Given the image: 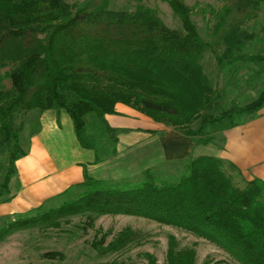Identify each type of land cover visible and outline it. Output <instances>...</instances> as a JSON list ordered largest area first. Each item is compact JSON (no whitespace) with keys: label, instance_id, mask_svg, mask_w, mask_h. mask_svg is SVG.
<instances>
[{"label":"trees","instance_id":"16d2710c","mask_svg":"<svg viewBox=\"0 0 264 264\" xmlns=\"http://www.w3.org/2000/svg\"><path fill=\"white\" fill-rule=\"evenodd\" d=\"M165 1L181 19V29L168 27L155 9L116 10L110 0L85 5L0 0V152L9 153L0 196L9 190L17 162L28 154L19 121L35 112L64 111L79 146L95 152L92 165L117 156L120 135L131 131L113 128L107 119L118 114V104L198 145L217 147H223L225 131L260 116L264 87L247 101L244 88L250 83L244 70L262 77L264 53L252 54L258 35L245 24L261 17L264 0L226 2L214 12L205 36L183 0ZM210 55L215 70H209ZM97 133L109 142L106 156ZM52 201L57 204L6 217L9 225L0 229V239L28 226H58L60 218L79 214L90 213L91 222L94 215L122 214L192 232L240 264H264V181L246 182L237 166L217 157L191 155L119 180L86 172L83 182ZM138 237L127 228L112 242L104 238L94 247L105 257ZM45 258L63 255L47 253ZM146 259L158 264L150 254ZM167 264H197V252L180 248L171 236Z\"/></svg>","mask_w":264,"mask_h":264},{"label":"rangeland","instance_id":"374dc122","mask_svg":"<svg viewBox=\"0 0 264 264\" xmlns=\"http://www.w3.org/2000/svg\"><path fill=\"white\" fill-rule=\"evenodd\" d=\"M66 1L71 5H85L90 0ZM183 2L192 10V18L202 35L205 36L214 24V12L219 11L230 0H183ZM140 6L155 9L168 27L172 29L182 28L181 19L165 0H110L111 9L135 11ZM245 25L253 26V31L258 35H256V44L258 45L252 50V54L258 55L259 51L264 53V13L258 19L247 21ZM209 60V70H215L214 56L210 55ZM249 67L254 70L257 69L255 65ZM246 69L244 70L245 73L242 72L241 75L244 73L245 78L249 80V88L245 87L244 90L247 92V101H251L257 97L259 88L264 87V74L262 77L248 76ZM30 115L19 121L20 126L23 125L22 147L25 150L30 149L29 142L33 136L36 138L37 135V139L41 144H44L42 146L50 154L56 167L61 169L59 176L72 177L73 181V176L75 180L83 177L70 171L69 165L74 162H83L86 165L83 166L84 176L87 172L95 178L119 180L126 177H137L143 171L157 165L166 167L168 161L183 159L189 155V148L194 144L190 139L187 142V140L175 138V132L172 128L167 127L166 130H163L166 136L163 138L161 135L153 136L147 132L149 130H139V132L135 130L133 132L126 127L128 126L126 123L118 121L115 126L110 125L116 129L131 131L120 135L119 154L109 157L110 159L107 160L109 162L103 165L101 169L92 171L90 168L92 165L89 166L88 163L96 158V154L79 146L71 119L64 111L56 114L59 119L57 121L61 122L56 129L53 127L44 129L38 112H35L33 116ZM147 119L150 118L147 117ZM95 136L99 138L98 133ZM218 141L221 143L220 140ZM99 143L101 154L106 156L109 153V142L99 138ZM211 150L215 149L202 148L200 153L203 155L199 156L217 157ZM8 160L9 153L7 151L0 152V184L4 181L9 164ZM56 177L54 176L53 179ZM32 189L41 192L44 186L32 185ZM46 189L41 193L42 195L34 198L30 192V202H33L30 204H34L33 207L39 205L37 204L39 198L51 194L50 188L47 187ZM9 191L3 195H7ZM56 196L49 197L43 204L56 205L57 202L52 201ZM33 207L30 210L36 208ZM89 215L90 213L60 218L58 226H50L46 223L28 226L5 236L0 239V264H98L106 262L148 264L147 254L154 256L158 264H167V252L171 236L177 239L180 248L196 250L197 264H240L217 245L179 227L161 224L145 217L122 214L94 215V220L91 222ZM5 218H0V229L9 225L5 222ZM127 228L139 234L138 241L121 252L105 257L99 256L94 243L102 241L104 238L106 244L110 243ZM47 253H60L63 258L48 259L45 258Z\"/></svg>","mask_w":264,"mask_h":264},{"label":"crops","instance_id":"0c3cea01","mask_svg":"<svg viewBox=\"0 0 264 264\" xmlns=\"http://www.w3.org/2000/svg\"><path fill=\"white\" fill-rule=\"evenodd\" d=\"M117 111V115L107 116L112 126H115V123L119 121L126 123V125H128L126 127L133 130V132H135V130L138 132L139 130H150L156 132L155 136L158 134V136L161 135L163 138L166 137L163 133V130L167 129L166 126L157 124L151 119H147V117L141 113L122 104L117 105ZM56 114L57 112L53 110L42 114L40 119L44 129L47 127L56 129L60 126L61 122L57 121L59 119ZM173 132H175V138H178V140H187V142H189L188 139H190L194 142L193 145L190 144V152L187 157L191 155L194 157L203 155L200 153L202 148H214L215 150H211L212 153H215L214 155L217 156V158L237 166L242 172L243 179L246 182L254 179L264 181V109L260 112V116L257 119L245 125L225 131L223 133V147H215L212 144L198 145L194 139L187 138L176 131ZM31 143L33 145H30ZM42 145L44 144L39 142L37 135L36 138L33 136L29 142L30 149L28 148L27 150L28 154L17 162V172L11 179L9 186L10 191L7 195L0 196V218L29 212L30 208L33 207L32 205H34L30 204L33 203L30 202V192L32 198H34L42 195L41 193L46 191L47 187L50 188L51 194L42 196V199L39 198L37 202L39 205L34 206L37 208L49 197L56 196L70 186L84 181L83 166L85 167L86 165L83 162H74L69 165V167H71L70 171L75 172L78 176H83L78 180H75L73 176L74 181H76L74 183L72 177L59 176L61 174V169L56 167L52 161V157ZM118 152H120L119 148ZM95 159L92 161L90 160L88 163L89 166L94 163ZM107 162L109 161L98 165H92L90 168L92 171L98 168L101 169ZM54 176H57L56 179H53ZM38 184L44 186L43 191L40 192V190L36 191V189H32V185L37 186Z\"/></svg>","mask_w":264,"mask_h":264}]
</instances>
